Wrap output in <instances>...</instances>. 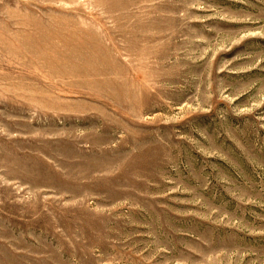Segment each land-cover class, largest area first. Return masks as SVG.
<instances>
[{
    "label": "rangeland",
    "instance_id": "rangeland-1",
    "mask_svg": "<svg viewBox=\"0 0 264 264\" xmlns=\"http://www.w3.org/2000/svg\"><path fill=\"white\" fill-rule=\"evenodd\" d=\"M0 264H264V0H0Z\"/></svg>",
    "mask_w": 264,
    "mask_h": 264
}]
</instances>
